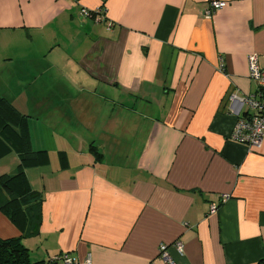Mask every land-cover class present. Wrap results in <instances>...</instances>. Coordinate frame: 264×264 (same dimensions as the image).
<instances>
[{
	"label": "crops",
	"instance_id": "obj_1",
	"mask_svg": "<svg viewBox=\"0 0 264 264\" xmlns=\"http://www.w3.org/2000/svg\"><path fill=\"white\" fill-rule=\"evenodd\" d=\"M224 1L208 19L206 0H0V95L50 155L26 170L43 195L23 238L33 262L170 264L161 244L175 264L264 259V139L231 138L258 91L247 56L264 62V0ZM103 5L106 20L81 15ZM7 198L0 237H20Z\"/></svg>",
	"mask_w": 264,
	"mask_h": 264
},
{
	"label": "trees",
	"instance_id": "obj_2",
	"mask_svg": "<svg viewBox=\"0 0 264 264\" xmlns=\"http://www.w3.org/2000/svg\"><path fill=\"white\" fill-rule=\"evenodd\" d=\"M29 119L0 95V159L11 152L20 158L16 173L0 175V188L8 195L1 209L23 231L20 237H0V264L40 263L31 260L30 250L23 243V238L38 234L43 204V195L32 188L26 170L48 164L50 155L47 150L33 148ZM258 264H264V259Z\"/></svg>",
	"mask_w": 264,
	"mask_h": 264
},
{
	"label": "built area",
	"instance_id": "obj_3",
	"mask_svg": "<svg viewBox=\"0 0 264 264\" xmlns=\"http://www.w3.org/2000/svg\"><path fill=\"white\" fill-rule=\"evenodd\" d=\"M207 5L204 10V16L208 19L212 18L216 12L227 5L224 0H206ZM83 17H94L97 22L107 19L106 8L101 6L95 10L83 8L81 10ZM112 26V22L108 23ZM249 76L258 84V91L249 96L241 98V101L248 107L246 114L238 115L234 128L232 130L231 138L237 142L250 146L251 148H261L264 139V62L261 60L260 54L253 52L247 56ZM220 70L225 71V64H220ZM237 96L232 95L231 99L236 100ZM230 197V194H223L221 201H225ZM219 205L214 203L210 206V213H216ZM173 245L180 252L184 251V243L181 240H176ZM159 255L165 260H169L170 264H175L170 260L169 250L167 244H161L159 248ZM75 264L76 261L68 253H63L51 258L46 264ZM78 263V262H77ZM78 264H92V259L88 256L84 261Z\"/></svg>",
	"mask_w": 264,
	"mask_h": 264
}]
</instances>
